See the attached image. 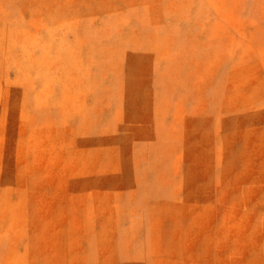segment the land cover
<instances>
[{
	"label": "rangeland",
	"instance_id": "1",
	"mask_svg": "<svg viewBox=\"0 0 264 264\" xmlns=\"http://www.w3.org/2000/svg\"><path fill=\"white\" fill-rule=\"evenodd\" d=\"M0 264H264V0H0Z\"/></svg>",
	"mask_w": 264,
	"mask_h": 264
}]
</instances>
